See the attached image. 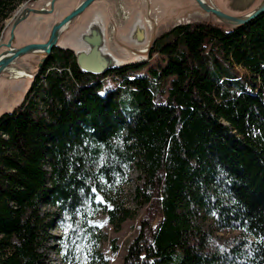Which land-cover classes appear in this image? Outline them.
Wrapping results in <instances>:
<instances>
[{"label":"trees","instance_id":"trees-1","mask_svg":"<svg viewBox=\"0 0 264 264\" xmlns=\"http://www.w3.org/2000/svg\"><path fill=\"white\" fill-rule=\"evenodd\" d=\"M34 1L0 0V37ZM154 55L93 75L55 48L0 116V264H46L44 207L91 229L88 204L113 231L135 220L117 199L131 169L142 214L122 264H264V14L178 25Z\"/></svg>","mask_w":264,"mask_h":264},{"label":"rangeland","instance_id":"rangeland-1","mask_svg":"<svg viewBox=\"0 0 264 264\" xmlns=\"http://www.w3.org/2000/svg\"><path fill=\"white\" fill-rule=\"evenodd\" d=\"M80 0H62L56 5L55 13L48 17L36 16L30 17L27 21L22 23L17 30V34H21L26 38H20L16 41V46H22L29 41L44 42L48 36L50 27L71 11ZM157 2L169 4L173 6L172 0H122L123 7L126 12L131 11L132 19L127 22L115 21V25L120 29H127L132 21V25L141 26L143 22V10L140 11V7L144 4H150L152 10L156 6ZM46 1H38L34 3L35 8L46 6ZM24 3L19 5L12 15L3 23V32L0 37V42H4L8 37L11 23L15 16L22 9ZM117 5V4H116ZM115 0H99L88 9L77 21H75L69 31L63 36L61 45L64 48H68L73 51H79L82 45L78 41V36L71 34L72 31H82L89 22L96 23L97 25H104L100 19L106 23L112 22V16L116 10ZM95 17V18H94ZM187 18V16H181ZM205 17V16H204ZM203 17V18H204ZM200 18L198 14L189 15L188 23L197 22H209L220 27H223L226 31H230L231 28L224 25H220L215 20L209 17L204 19ZM186 24L187 22H182ZM173 27L172 23L167 24L164 27H160L157 34L164 33ZM29 29L32 33L29 34ZM4 33V34H3ZM124 33H118L117 37L120 38ZM74 35V36H73ZM3 36V38H2ZM73 36V37H72ZM115 44V40L113 41ZM147 43V42H146ZM114 44H108L109 49L112 50ZM137 43L124 42L121 44L126 48H130ZM145 46L141 47L144 48ZM103 56L107 61L109 68H118L124 65L132 63H149L153 64L158 56L154 55L151 60L148 56H129L125 48L121 50L119 46L112 51L108 50L107 46L103 49ZM30 61V66H34L37 62V58H27ZM144 61V62H143ZM29 63V62H28ZM29 66V68H30ZM21 71V70H20ZM145 69L139 71L140 75L145 74ZM7 74L0 78V116L3 114L11 113L15 110L24 100V97L30 89L33 81L31 80H7ZM115 83L111 78L104 79L102 81V92L112 87ZM139 173L135 169H131L129 172L128 182L120 187L118 192V201L124 204L126 209H129L136 214L135 220H127L120 227L113 231L109 225L104 223V215L102 211L95 212L91 210L90 204L86 206L85 218L86 220L95 223L96 228L91 229L87 223H80L82 216L78 214L75 218V222L70 223L64 214L60 213L54 208L44 207L42 208L43 214H47L50 222V227L47 231V238L43 250V256L46 260V264H122V257L125 255L127 246L131 243L137 233L138 220L142 214L141 208L136 204L134 199L135 188L138 186L137 177ZM112 241L114 246L117 247L115 253L112 252Z\"/></svg>","mask_w":264,"mask_h":264},{"label":"water","instance_id":"water-1","mask_svg":"<svg viewBox=\"0 0 264 264\" xmlns=\"http://www.w3.org/2000/svg\"><path fill=\"white\" fill-rule=\"evenodd\" d=\"M38 1L42 0L25 4L22 7L21 11L15 16L11 23L8 37L4 42H0V78L6 75L5 72L7 70L14 67L21 69L26 73L27 77L23 80L34 81L55 48L70 50L61 45L62 41H68V39L66 41L62 40L63 36L69 31L71 25L99 0H80L71 11L50 27L48 36L44 42L29 41L28 43L17 47L16 41L20 36L21 38H26L21 34H17L20 25L32 16L40 18L53 15L55 13L56 5L62 0H45L47 6L35 8L34 3H37ZM145 1L148 3V0ZM172 1L173 6L157 2L154 10H152L150 4L142 5L140 7V11L143 10V22L141 26H134L131 21L129 28L117 29L115 21L120 20L122 22H127L132 19V13L131 11H125L122 0H115V5H117L115 14L112 16V22L106 23L99 18L101 23H104L103 26L89 22L82 31H72L71 34L77 35L78 41L80 40L79 43L82 45L79 51L75 52L70 50L75 55L76 64L79 69L82 72L93 75H102L108 70L116 69L115 67L109 68L107 66V61L103 56V49L105 46H107L110 51L116 49L117 46H119L121 50L125 48V51L128 52L131 57H149L150 49L155 42L156 34L160 27H164L169 23H172L173 25L184 24L182 22L188 23L189 21L187 20H189L190 13L194 15L198 14L200 18H203L204 16L212 18L220 25L231 28V30L246 25L264 14V0ZM181 16H187V18ZM111 27H113L112 30ZM31 33L32 30L29 29V34ZM118 33L124 34L118 38ZM114 40L115 44L113 43ZM124 42H134L137 44L130 48H126L121 45ZM111 43L114 44L112 50L108 47V44ZM87 45L91 46V48ZM143 46H146L145 53L139 52ZM30 57L37 58V62L33 67L30 66V61H27V58ZM133 64L137 63L128 65ZM6 79L15 81L11 80L8 75Z\"/></svg>","mask_w":264,"mask_h":264},{"label":"bare ground","instance_id":"bare-ground-1","mask_svg":"<svg viewBox=\"0 0 264 264\" xmlns=\"http://www.w3.org/2000/svg\"><path fill=\"white\" fill-rule=\"evenodd\" d=\"M47 6V5H46ZM21 11V10H20ZM19 11V12H20ZM263 15V14H262ZM260 17V16H259ZM257 19V18H256ZM255 20V19H254ZM187 24H189V23H187ZM182 25V24H181ZM247 25V24H246ZM244 26V25H243ZM113 29V27H111V30ZM145 51H146V46L144 47V48H141L140 50H139V52H141V53H145ZM21 69H18V68H14V67H12V68H10L9 70H7L5 73L8 75V76H10V79L11 80H20V79H24V78H26L27 77V75H26V73L23 71V70H21ZM14 78V79H13ZM34 82V81H33Z\"/></svg>","mask_w":264,"mask_h":264},{"label":"flooded vegetation","instance_id":"flooded-vegetation-1","mask_svg":"<svg viewBox=\"0 0 264 264\" xmlns=\"http://www.w3.org/2000/svg\"><path fill=\"white\" fill-rule=\"evenodd\" d=\"M176 26H178V25H173V27L172 28H174V27H176ZM171 28V29H172ZM171 29H169L168 31H166V32H164V33H167V32H169ZM164 33H161V34H158L157 36H156V39L158 38V37H160L162 34H164ZM4 34V33H3ZM2 38H3V36H2ZM155 39V40H156ZM88 47H90L91 48V46H89V45H87ZM103 75V74H102ZM35 81V80H34Z\"/></svg>","mask_w":264,"mask_h":264},{"label":"snow or ice","instance_id":"snow-or-ice-1","mask_svg":"<svg viewBox=\"0 0 264 264\" xmlns=\"http://www.w3.org/2000/svg\"><path fill=\"white\" fill-rule=\"evenodd\" d=\"M93 191H95V190H93ZM96 199H97L98 201L102 202V203L104 202L103 199H102L101 197H97Z\"/></svg>","mask_w":264,"mask_h":264}]
</instances>
